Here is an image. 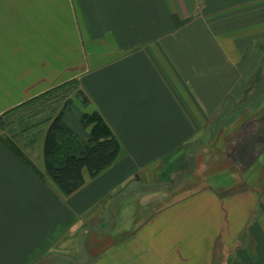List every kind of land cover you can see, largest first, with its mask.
Here are the masks:
<instances>
[{
	"label": "crops",
	"instance_id": "0c3cea01",
	"mask_svg": "<svg viewBox=\"0 0 264 264\" xmlns=\"http://www.w3.org/2000/svg\"><path fill=\"white\" fill-rule=\"evenodd\" d=\"M58 91L37 149L0 128V264H264V0H0V119ZM61 110L76 155L86 114L121 145L71 195L43 154ZM219 136L230 163L162 200L165 165Z\"/></svg>",
	"mask_w": 264,
	"mask_h": 264
},
{
	"label": "rangeland",
	"instance_id": "374dc122",
	"mask_svg": "<svg viewBox=\"0 0 264 264\" xmlns=\"http://www.w3.org/2000/svg\"><path fill=\"white\" fill-rule=\"evenodd\" d=\"M69 96H71L69 92L58 91L50 96L42 97L30 106L21 109L16 114L8 115L0 119V128L4 133H10L15 138H18V143H23L25 147L29 146L30 148L37 149V142L43 137L45 132V127L39 125L45 120L51 119L56 111L62 107L64 102L67 103L70 101ZM31 128L34 129L32 132L35 134L33 137L34 142L33 140H31L32 142L29 141L30 136H27ZM255 137L263 138L264 136ZM230 139L219 136L217 142L213 144L210 143L209 139H203L195 147L183 152L179 156V163L177 161V164L165 165L166 169H168L167 174L161 181H155L151 187H160L157 192L163 195L162 200H165V202L172 201L173 199L197 190V188L205 183V180L203 181L202 177L197 174V167L199 168L201 164L212 165L217 160H219L220 164L230 163L229 159H225L224 161V157L218 155L220 153L222 154V151L226 149V144ZM30 142L31 144H29ZM254 147L257 148V146L253 145V149ZM214 153L215 155L213 157H209L210 154ZM250 155H252V152ZM234 158L237 160L240 157L234 156Z\"/></svg>",
	"mask_w": 264,
	"mask_h": 264
},
{
	"label": "trees",
	"instance_id": "16d2710c",
	"mask_svg": "<svg viewBox=\"0 0 264 264\" xmlns=\"http://www.w3.org/2000/svg\"><path fill=\"white\" fill-rule=\"evenodd\" d=\"M83 122L92 125L93 129L82 155L74 152L78 141L63 124V110L52 120L45 135L46 172L66 195L75 193L86 184L85 170L91 178L95 177L113 164L121 151L118 139L100 114H86Z\"/></svg>",
	"mask_w": 264,
	"mask_h": 264
}]
</instances>
